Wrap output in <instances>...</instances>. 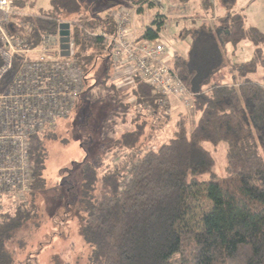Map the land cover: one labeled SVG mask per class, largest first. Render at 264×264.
<instances>
[{"label": "trees", "instance_id": "1", "mask_svg": "<svg viewBox=\"0 0 264 264\" xmlns=\"http://www.w3.org/2000/svg\"><path fill=\"white\" fill-rule=\"evenodd\" d=\"M211 1L200 0L198 11L177 23L178 38L190 44L187 54L175 55L171 63L193 95L199 117L195 128L190 130L188 117L181 114L173 137L150 147L156 131L170 120L169 106L163 95L135 77L136 104L148 114L138 113L136 118L145 120L135 119V128L124 132L114 146L133 156L104 174L99 172V160L80 163L79 203L85 213L81 239L91 249L90 264H264V85L251 77L264 70V33L246 25L237 0H217L221 7ZM24 2L16 0V7L25 9ZM107 2L108 7L97 11L81 0H51L49 11L25 19L34 24L37 35L57 34L61 22L71 24L72 57L89 84L83 95L100 83L93 73L102 71L105 84L117 75L104 38L85 33L116 35L114 13L123 3ZM175 2L190 6L195 0ZM134 4L140 6L138 15L145 13L143 8L155 7L147 0ZM168 20L157 13L141 39H159ZM245 42L252 45V59L233 63L231 50ZM224 70L230 72L232 83L211 85ZM83 95L77 110L85 102ZM157 116L154 124H159L148 127L146 119ZM53 132L30 140L34 181L27 202L6 203L0 211V264H17V250L26 251L36 243L30 242L33 231L24 232L34 219L35 190L45 185V140L54 138ZM221 145L227 146L222 176L209 148L217 151ZM194 200L202 212L200 229L184 227Z\"/></svg>", "mask_w": 264, "mask_h": 264}, {"label": "built area", "instance_id": "2", "mask_svg": "<svg viewBox=\"0 0 264 264\" xmlns=\"http://www.w3.org/2000/svg\"><path fill=\"white\" fill-rule=\"evenodd\" d=\"M161 1L147 0L159 9ZM15 2L0 0V211L6 203L27 202L34 181L31 138L69 119L89 85L77 60L71 59L72 39L71 56L64 58L59 32L37 35L34 24L25 20L36 16L20 12ZM139 9L123 2L114 13V37L99 30L85 33L104 38L117 75L142 78L165 97L166 106L175 99L194 108L193 95L171 67L175 41L169 38L168 24L156 41L142 40L135 26Z\"/></svg>", "mask_w": 264, "mask_h": 264}, {"label": "rangeland", "instance_id": "3", "mask_svg": "<svg viewBox=\"0 0 264 264\" xmlns=\"http://www.w3.org/2000/svg\"><path fill=\"white\" fill-rule=\"evenodd\" d=\"M24 1L25 13L38 14L51 9V0ZM81 1L89 3V6H95L97 11L108 7V0ZM130 1L137 2V0H119L122 3ZM161 3L163 11L158 7L148 9L150 15L145 23L150 25L159 12L168 13L171 16L168 20L169 38L176 42V47L181 54L186 55L189 43L178 38L180 28L176 26L173 15L176 12L179 13L177 11L179 4L175 0H162ZM192 5L194 2L190 5L191 8L189 6L193 10ZM237 8L246 15L248 27L257 28L264 33V0H238ZM19 11L24 12L22 8H19ZM144 15L141 23H144ZM137 18H142V14L136 16V21ZM142 28H144L143 25ZM74 53L75 46L73 45ZM252 57L253 49L250 42L241 44L236 50H231L230 54L233 63L249 61ZM71 59H75L74 56ZM101 70L104 71L103 68ZM93 75L100 80L98 86L83 95V102H85L80 104L79 110L76 109L69 119L56 125L53 129L55 137L45 140L48 155L44 175L45 185L35 190L34 219L27 224L29 227L24 232L25 234L28 232L27 235H29L33 231L30 242L32 245L36 243L26 251L17 250V255H19L17 264H90L91 249L81 239L85 213L79 203L83 170L80 163L86 159L91 163L99 160L97 165L102 164L99 168L102 174L107 169L123 166L122 164L128 162L133 154L125 150H114L115 141L124 132L132 129L130 123L138 113L143 116L148 114L147 109L139 107L134 101L131 77L116 75L105 84L102 82L105 78L102 71H97ZM251 77L254 81L264 85V70L258 71ZM231 78L229 71L224 70L213 78L211 85L232 83ZM173 101H175V107L171 106ZM168 104L170 123L161 127V132L156 138L157 142L152 143L150 147H158L170 139L174 118L181 111L184 110V114L188 116L191 127L197 123L194 108H184L175 99H169ZM148 119L151 123L155 120ZM111 148L113 151L107 153ZM209 148L213 151L217 163L216 172L222 176L226 165L227 146L221 145L217 151H214L212 146ZM203 179L207 180L209 177L205 176ZM34 223H37V227L33 225ZM185 226L198 229L202 227V212L199 203L195 200L192 201L186 214ZM171 257V262H174V252Z\"/></svg>", "mask_w": 264, "mask_h": 264}, {"label": "crops", "instance_id": "4", "mask_svg": "<svg viewBox=\"0 0 264 264\" xmlns=\"http://www.w3.org/2000/svg\"><path fill=\"white\" fill-rule=\"evenodd\" d=\"M162 2V1H161ZM212 3H213V5H215V6H219V7H221V5H220V3L217 1V0H212L211 1ZM237 2H238V0H237ZM177 3V2H176ZM161 6H162V3H161ZM199 7H200V0H195V2H194V5H192V8H193V10L192 9H190L191 8V6H190V8H189V6H182V5H180L179 4V7H178V9H177V11H179V13L178 12H176V14H173L174 15V17H175V19H181V20H179V21H175V24H176V26H179V25H181V23H183V19H186V18H188L189 17V15H191V14H194V13H196L198 10H199ZM185 9V11H183ZM162 11H163V7H162V9H161ZM23 11H24V9H23ZM238 11H240L239 9H238ZM25 12V11H24ZM190 12H192V13H190ZM163 15H165V16H167L168 18H171V16H169V14L168 13H164V12H161ZM28 14H31V13H28ZM145 14V15H144ZM178 14V15H177ZM32 15H35V14H32ZM143 15L145 16L144 17V20H143V22L144 23H141V20L143 19ZM149 15H150V11H148V12H146V13H143L142 14V18H137V21H135V26H136V31H137V33L140 35V36H142V34L144 33V31H145V29L148 27V26H150V25H147V23H145V21L147 20V18L149 17ZM147 16V17H146ZM183 19H182V18ZM138 21H140V22H138ZM180 22V24L179 25H177V23H179ZM142 25L144 26V28H142ZM180 27V26H179ZM141 28V29H140ZM189 44H190V42L189 41H187ZM176 43V42H175ZM174 43V45H173V52H174V54L175 55H178V54H180L181 55V51L179 50V49H177V47H176V44ZM189 49V48H188ZM245 62V61H244ZM240 63V62H239ZM230 73V72H229ZM231 75V74H230ZM232 77V76H231ZM224 79V78H223ZM232 79V78H231ZM225 80V79H224ZM225 84H231V83H225ZM133 88H132V94L134 95V88H135V86H134V83H133V86H132ZM134 101L136 102V100H135V97H134ZM174 103L173 104H171V106L172 105H174V107H175V101H173ZM185 115L184 114V110L183 111H181V113L180 114H178L177 116H176V118H174V121H173V132H172V135H171V137H170V139L173 137V133H174V129H175V125H176V122H177V120H178V118L180 117V115ZM188 117V116H187ZM197 118H196V120H197V123H198V120H199V117L198 116H196ZM155 118V120L153 121V123H151L150 121V119H146L147 121H148V124L149 125H147L148 127L150 126V125H153L155 122H156V118H158V116L157 117H154ZM135 119H139V121H138V123H141L140 122V120L141 119H143V120H145V118H135ZM134 119V120H135ZM151 119H153V118H151ZM189 119V118H188ZM133 120V121H134ZM132 121V123H130L131 124V130H133L134 128H135V125H136V123H134ZM172 121V120H171ZM170 123V122H169ZM197 123H196V125H197ZM159 123H156V124H154L153 126H155V125H158ZM195 125V126H196ZM195 126L193 125L192 127H191V123H190V121H189V128H190V130H192V129H194L195 128ZM161 130V127H160V129L159 130H157L156 131V133H155V136H154V138H153V140L150 142V145L152 144V143H156L157 141H156V138H157V135L159 136V132H161L160 131ZM161 134V133H160ZM169 139V140H170ZM168 140V141H169ZM168 141H166V142H168ZM165 142V143H166ZM164 144V143H163ZM160 145H162V144H160Z\"/></svg>", "mask_w": 264, "mask_h": 264}, {"label": "water", "instance_id": "5", "mask_svg": "<svg viewBox=\"0 0 264 264\" xmlns=\"http://www.w3.org/2000/svg\"><path fill=\"white\" fill-rule=\"evenodd\" d=\"M59 35L61 37V56L69 58L71 56V24L66 22L60 24Z\"/></svg>", "mask_w": 264, "mask_h": 264}]
</instances>
